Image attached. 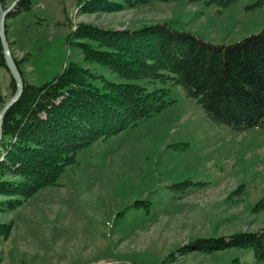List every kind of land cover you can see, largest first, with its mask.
Returning <instances> with one entry per match:
<instances>
[{"label": "rangeland", "instance_id": "obj_1", "mask_svg": "<svg viewBox=\"0 0 264 264\" xmlns=\"http://www.w3.org/2000/svg\"><path fill=\"white\" fill-rule=\"evenodd\" d=\"M165 20L230 43L264 27V0H151L94 11H80L75 0H32L7 17L6 34L31 83L52 79L70 60L118 79L84 58L69 30L80 21L122 29ZM138 81L167 88L171 101L92 140L56 183L0 211V222H11L6 237L0 230V264H264L250 246L175 251L198 237L263 229L264 126L213 120L172 78ZM0 89L5 101L15 90L5 66Z\"/></svg>", "mask_w": 264, "mask_h": 264}, {"label": "trees", "instance_id": "obj_2", "mask_svg": "<svg viewBox=\"0 0 264 264\" xmlns=\"http://www.w3.org/2000/svg\"><path fill=\"white\" fill-rule=\"evenodd\" d=\"M148 1L75 0V4L80 11H94ZM202 1L227 5L232 0ZM31 2L19 0L7 17L29 8ZM67 40L80 48L84 58L105 65L118 79L70 60L38 85L27 80L22 59L14 56L24 84L3 119L0 211L15 208L41 187L56 183L64 167L75 162L77 152L92 140L116 134L171 101L165 98L167 88H149L138 81L141 78H172L213 120L234 129L264 126V27L224 43L169 20L122 29L80 21L69 30ZM0 66H5L1 41ZM11 84L15 87L12 78ZM4 101L0 89V105ZM10 227L11 222H0L4 237ZM231 246H250L256 258L264 260V227L198 237L175 251L209 252ZM173 255L174 251L168 257L173 260Z\"/></svg>", "mask_w": 264, "mask_h": 264}, {"label": "water", "instance_id": "obj_3", "mask_svg": "<svg viewBox=\"0 0 264 264\" xmlns=\"http://www.w3.org/2000/svg\"><path fill=\"white\" fill-rule=\"evenodd\" d=\"M19 0H13L11 4L4 6L0 0V41L2 46V53L7 70L9 71L11 78L14 80L15 90L12 95L2 104L0 107V140L2 138L3 119L7 109L14 103V101L20 96L23 90V79L16 63L15 57L11 52L9 41L6 34V17L10 10L15 9Z\"/></svg>", "mask_w": 264, "mask_h": 264}]
</instances>
